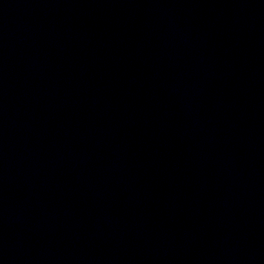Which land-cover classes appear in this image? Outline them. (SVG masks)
<instances>
[{
  "label": "water",
  "instance_id": "1",
  "mask_svg": "<svg viewBox=\"0 0 264 264\" xmlns=\"http://www.w3.org/2000/svg\"><path fill=\"white\" fill-rule=\"evenodd\" d=\"M0 264H264V0H0Z\"/></svg>",
  "mask_w": 264,
  "mask_h": 264
}]
</instances>
